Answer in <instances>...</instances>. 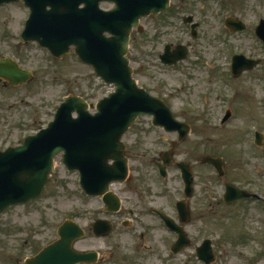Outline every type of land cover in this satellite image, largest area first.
Returning <instances> with one entry per match:
<instances>
[{"label": "rangeland", "instance_id": "1", "mask_svg": "<svg viewBox=\"0 0 264 264\" xmlns=\"http://www.w3.org/2000/svg\"><path fill=\"white\" fill-rule=\"evenodd\" d=\"M111 7L101 6L104 10ZM27 15L22 4L0 7V59L11 57L35 75L32 82L18 88L0 83V149L16 146L47 128L69 95L97 104L115 92L113 85H106L77 57L60 62L37 45L21 44L17 37ZM190 16L199 23L197 38L184 23ZM229 17L244 21L247 30L230 34L224 25ZM262 18L261 0H172L170 11L141 22L144 33L133 34L128 55L139 86L165 99L181 121L192 124L194 132L177 144L173 159L193 165L196 197L191 203L192 223L187 233L194 247L204 239L213 241L218 257L215 264H264V202L246 201L226 207L224 186L215 169L200 163L208 156L222 158L224 180L264 200V141L260 147L255 145V132L264 135V64L232 82L214 72L230 71L235 54L264 59V47L253 34ZM166 45L189 46L187 62L172 67L161 64L159 55ZM227 109L233 117L223 123ZM137 122L123 139L131 179L114 185L112 191L123 197L127 208L142 206L141 200L155 199L162 208L171 210L166 197L174 198L177 192L183 197L180 172L170 166L168 180L159 192L153 161L161 160L162 153L177 138L154 127L150 118ZM56 165L57 171L42 197L0 215V264H23L36 256L57 241L58 229L67 220L88 233L87 240L76 244L78 250H97L107 257L112 253L119 259L132 257L131 246L135 245H127L132 231L117 229L106 240L92 237L91 225L99 218L102 204L97 199H83L79 176L66 172L61 156ZM147 219L141 217L137 226H144ZM163 237L168 238L164 232ZM194 247L171 264H201L194 258ZM140 249L147 257L152 255V261L144 257L140 264H154L159 253L164 261L169 256L164 246L153 252Z\"/></svg>", "mask_w": 264, "mask_h": 264}, {"label": "water", "instance_id": "2", "mask_svg": "<svg viewBox=\"0 0 264 264\" xmlns=\"http://www.w3.org/2000/svg\"><path fill=\"white\" fill-rule=\"evenodd\" d=\"M21 1L31 10L24 33L26 40L37 41L59 57L65 55L66 44L75 45L80 58L90 64L104 82L115 84L117 91L98 103L95 116L89 114V105L84 100L73 96L66 99L48 130L39 137L27 139L22 147L0 152V214L11 206L41 196L49 175L54 171L53 157L61 151L65 152L68 168L81 172L87 194L104 196L105 202L115 211L119 203L113 194H108L109 185L127 177L128 162L121 139L137 118L153 115L154 125L167 131H178L181 139L190 131L189 126L174 119L161 100L138 88L125 58L133 28L139 26L141 18L166 11L170 0H0V6ZM104 2L115 3L117 7L104 12L100 9ZM227 25L232 31L245 29V25L237 20H228ZM258 32L264 42V22ZM107 33L111 37H107ZM186 51L180 46L165 56L170 58L169 64H175L184 58L182 55ZM251 63L244 65L242 70L254 68L256 63ZM237 65L240 64L235 67ZM0 77L16 86L30 80L31 74L20 71L10 60H3L0 61ZM73 113L78 114L77 119H73ZM110 161L114 164L110 165ZM203 163L213 165L220 177L225 176L222 159L207 157ZM179 167L186 195L190 198L194 175L190 165L182 163ZM226 188V202L255 196L229 184ZM95 231L99 236H106L112 228L100 223L95 226ZM58 235L57 242L25 264L96 262V253L83 254L73 249L75 241L85 236L75 223L67 222L60 227ZM205 250L207 252L199 256L210 264L214 260L211 243H206Z\"/></svg>", "mask_w": 264, "mask_h": 264}, {"label": "flooded vegetation", "instance_id": "3", "mask_svg": "<svg viewBox=\"0 0 264 264\" xmlns=\"http://www.w3.org/2000/svg\"><path fill=\"white\" fill-rule=\"evenodd\" d=\"M72 50H74V48H71ZM0 83L4 84L3 81L0 80ZM20 144V142L18 143ZM153 179V178H152ZM156 182H157V186L159 187V192L162 191V185L157 181L156 178ZM162 195V194H161ZM161 198H164L162 196H160ZM158 197H156L157 199ZM169 201V207H172V202L173 199L172 198H167ZM179 200L180 198L177 196L176 199L174 200V206L177 208L178 204H179ZM142 202V206L140 207H129L126 208L122 206V210L119 213L116 214H108L106 215V217L113 222L114 225H117L116 227L114 226V228H118L119 225H124L126 223V221L129 219V216H133L135 215L137 217V222L138 220L143 217V218H148L149 216H152L153 213H163L165 208H162L160 204H158L159 201L157 200H141ZM168 207V206H167ZM167 210V208H166ZM168 211V210H167ZM128 216V217H124V216ZM171 215L173 216L174 213L172 212ZM171 216V217H172ZM154 218V216H152ZM174 218V217H172ZM163 222V221H162ZM159 222V221H154L152 223H146L144 226H142L140 228V230H135L134 232H131L129 234V238L131 239V242L128 243L127 245H135L134 247L131 246V256L132 257H124L123 259H119L117 257L114 256V254L110 253L109 256L107 257L106 254L107 253H100L99 251V263L98 264H122L123 262L128 263V264H140L141 263V259L146 257L149 260L148 261H152V255H150L149 257H147V254L142 253L140 248H144L149 250V252H153L156 249H158V246H163V245H173L172 243L167 244V242L169 241V238L164 239L163 237V223ZM127 227L129 228H133L134 224L132 223H128ZM159 234V235H158ZM159 236V237H158ZM157 241H151L153 238H157ZM172 242H173V238H172ZM110 245V243H109ZM118 245V244H117ZM158 254V252H156ZM125 260V261H124ZM158 260V259H157Z\"/></svg>", "mask_w": 264, "mask_h": 264}]
</instances>
